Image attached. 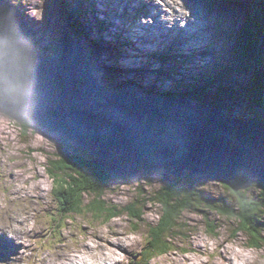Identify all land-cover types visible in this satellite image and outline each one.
Instances as JSON below:
<instances>
[{"label":"rangeland","instance_id":"1","mask_svg":"<svg viewBox=\"0 0 264 264\" xmlns=\"http://www.w3.org/2000/svg\"><path fill=\"white\" fill-rule=\"evenodd\" d=\"M5 1L14 6L30 24L33 36L38 42V49L43 55L50 57L57 55L63 45L73 43V37L79 42L81 36L73 31L69 23L78 27L82 25L81 21L85 17V26L82 29L89 34L85 38L91 43H98L100 41L96 39L100 40L106 36L101 32V27L108 26L110 21L115 24L114 20L118 19L120 25H115L111 31L115 34L111 39L117 47H111L108 52L103 49L101 55L95 56V46L90 51L89 48L85 50L91 72L104 88L121 92L131 90L133 85L139 88L138 92L143 91L146 94L156 93L155 95L167 97L166 93H171L168 97L174 96L187 102L221 108L230 118L259 120V123L264 124V92L261 93V86H264V53L254 56L249 54V59L233 56L230 59V55L234 54L230 53L234 51V43L231 45L230 37L240 38V30L243 28L250 31L253 41L259 42L260 49L264 51V9L261 8L264 0H221L219 24L224 20L226 23L224 22L219 33V42L214 39L215 30H209L204 33L208 40L197 37L195 42L196 37H188L187 40L185 35L184 43L177 44V47L176 43L166 38L163 33V42L157 43L153 54L148 55L158 57L155 62L157 70H154L155 75L151 76L142 75L137 70L143 68V63L151 60L143 62L142 56L132 57L133 52L127 54L129 46L119 45L125 40L124 30H129L130 23H133L135 28L143 27L145 31L153 34H157L156 28L159 25L166 29L167 25L159 23V20L163 19V14H172V7L168 5L172 0H155V5L152 6L154 9L148 6L150 0H133L130 4L134 8L125 0H34V5L30 4L29 0ZM138 1L145 9L142 5L137 6ZM93 2L98 6L88 7ZM113 2L121 3L118 4L122 6L121 11L113 9ZM215 5L219 6L218 2H215ZM96 10L99 11L98 14ZM140 10H144V13H141L144 14L143 21L135 22L137 18L132 14ZM72 11H76V15ZM159 11H162V15H159ZM181 12L185 16L182 8ZM127 13L128 16L125 17ZM182 20V17H176V22ZM151 21L158 24L154 22L153 25ZM167 21L171 23L169 19ZM190 22L194 24V19ZM198 22L202 26L206 25L204 18ZM152 25L156 28H151ZM189 26L191 25L188 23L187 26L183 25L184 28ZM180 40L178 38L175 42ZM209 40L218 42L219 47L209 45ZM81 43L79 42L80 45ZM178 48L185 59L179 55ZM164 52H168L171 58L160 57V61L159 56ZM191 53L195 55L193 59L187 57ZM90 54L93 58L89 57ZM201 54L205 57L203 62H200L203 56ZM255 58L260 60L259 64ZM117 60L124 64L123 72L114 67L113 63ZM187 63L196 66L193 68L194 72L180 76V73L190 72L189 68L187 71L184 67ZM214 75H220L222 78L218 76L219 80H214ZM187 85L189 87H186ZM190 90L193 92L190 93ZM252 91L260 93L252 95ZM185 93L189 94V97H185ZM21 122L0 113V219L6 218L0 223V264H36L38 258V264H45L46 261L53 263L60 254L66 256V261L71 256L75 259L81 258V261L88 259V262L93 264H101V258H106L108 263L112 264H133L129 259H137L142 252L146 254L149 232L160 223L163 208L156 200V192L159 193L161 187L174 183L175 178L184 181L188 174L183 177L170 176V180L156 175L148 180L111 173L114 180L102 198H99L100 194L97 193L85 195V211L80 214L74 211L66 212L65 205H73L74 199L63 207V198L53 189L54 178L49 175V160L65 157L70 151L74 152L75 144L47 129H35L32 125ZM23 124L30 128L26 130ZM79 148L83 151L75 149L77 153H86L87 157L91 158V153L83 147ZM51 164L53 165V162ZM69 175L77 174L69 171ZM189 177L194 181L190 187L192 190L201 191L205 200L228 210L220 211V215L205 205H201L199 210H189L186 205V211L179 216L181 227L173 230L170 235L172 237L168 240L174 250L167 256L158 254L156 258L150 259L148 264H264V249L248 246L252 242L255 243L252 245H258V240H249L248 234L238 229L245 222L243 217L241 219L235 216L239 201L249 197H262V183L256 182L238 191L211 180L197 183V175ZM73 181L75 183L76 179ZM70 185L69 183L68 190L72 192ZM239 192L241 196L237 198L236 194ZM132 205L136 207L139 219L129 215L127 207ZM16 206H19L21 211ZM108 206L116 207L122 213L110 219L108 212L101 213ZM228 213L231 214L230 217L224 215ZM239 214L240 212L237 213ZM247 214L254 215V212ZM257 219L258 231L262 232L264 238V215L260 214ZM176 222L178 223L177 220ZM171 223L169 221V224ZM212 225L214 226L211 227ZM18 243L23 245L21 251H18ZM18 255L23 256L24 261H18ZM6 260L10 262L6 263ZM60 260L63 261L61 258Z\"/></svg>","mask_w":264,"mask_h":264},{"label":"water","instance_id":"2","mask_svg":"<svg viewBox=\"0 0 264 264\" xmlns=\"http://www.w3.org/2000/svg\"><path fill=\"white\" fill-rule=\"evenodd\" d=\"M37 45L30 24L0 0V113L76 142L114 175L264 186V124L176 97L111 91L78 44L52 57Z\"/></svg>","mask_w":264,"mask_h":264},{"label":"trees","instance_id":"3","mask_svg":"<svg viewBox=\"0 0 264 264\" xmlns=\"http://www.w3.org/2000/svg\"><path fill=\"white\" fill-rule=\"evenodd\" d=\"M240 32V40L237 44L238 50L242 52L247 48L249 53H247L245 56L248 58H251V56H254V54L264 53V51L260 49L261 45H259V42L253 41L254 38L247 28H243ZM249 54L251 56H249ZM160 56L163 58L162 55ZM245 56L242 54L243 59L246 58ZM255 60L259 64L260 60L256 58ZM214 80H219L218 75H214ZM131 86L134 87L133 85ZM186 87H189V85H187ZM261 87L263 89V91H261L262 93L264 92V86ZM192 92L193 90H190V93ZM259 93V91L257 93L255 91H252V95H258ZM179 97L181 96L179 95ZM185 97H189V94L185 93ZM258 121L259 120H255L253 122ZM22 126L26 127V130L27 128H30L24 124ZM92 157V155L91 158L87 157L86 153L79 154V152L77 153V151L76 153L75 151H70L68 152V154H66L65 157H59L58 159L56 158L49 160V175L54 178L53 189L55 191L57 190V192L60 193V196L63 198V207L65 203H70L74 199L73 205H65L67 208L66 212L74 211L75 213L80 214L86 209L85 207H83L85 206V199L83 198V196H89L88 194L97 193L100 194L99 198H102L105 191L110 188V185H112V181L114 180L113 175L107 171H104L103 169H100V167L97 166L96 160ZM51 162H53V165L51 164ZM69 171L75 172L77 175H69ZM185 178L186 179L184 181H182V179L175 178L173 180L175 181L174 183H169L165 187H161L159 193L156 192L157 194H155L157 202L161 205V208H163L162 214L160 216V223L157 225V227L151 228V231L149 232L150 234L146 247L148 251L146 254L144 252L143 255H145L141 258V261H143L144 264H148L149 260L156 258L158 254H164L165 256H167L168 253H171L172 250H174L172 244L168 240L172 237L170 236L172 234V231L179 229V226L181 227L179 216L180 213L182 214L183 211H186V205L189 210H199V207L201 205H205L209 209H212V211L218 212L220 215L222 213H220V211L228 210L218 207L213 202L211 203L209 200H205L203 198L204 196H202L201 191L192 190L190 188L191 185H193V179L190 178L189 175ZM73 179H76L75 183H73ZM69 183L71 184L70 190H72V192L68 190ZM262 190L263 192L261 198L252 199L249 197L239 201L237 213L240 212V214L237 215V213L235 214L234 212L236 217H241V219L243 217V221L245 222V224H241L240 228L238 229L248 234L249 240H258V245H252L254 242L248 245L253 249H264V238H262V232L258 231V225L256 224V222H259L257 219L259 215H264V186H262ZM53 193L56 194L54 191ZM239 196H241V192L236 194L237 198ZM173 203H176L178 205H173ZM108 208L105 209V211H103L102 209V211H100L101 213L108 212L110 215V219H113L122 213V211H119V209L116 207L108 206ZM64 209L65 208H63V210ZM127 209L129 210V215L139 219L140 215L136 207L132 205L127 207ZM75 210L79 211L76 212ZM249 212H254V215L247 214ZM95 214L97 215L96 212ZM224 215L228 217L231 216L230 213ZM176 220L178 221V223L176 222ZM169 221H171L172 223L169 224ZM213 226L214 225H212L211 227ZM182 228L185 229L184 225H182Z\"/></svg>","mask_w":264,"mask_h":264},{"label":"bare ground","instance_id":"4","mask_svg":"<svg viewBox=\"0 0 264 264\" xmlns=\"http://www.w3.org/2000/svg\"><path fill=\"white\" fill-rule=\"evenodd\" d=\"M27 1V0H26ZM63 1V0H62ZM125 1H127V2H129V5H130V7H132V5L130 4V2H132L133 0H125ZM134 1H136L137 2V0H134ZM175 1H177V0H172V2H175ZM29 3L30 4H32V5H34V0H29ZM95 4V5H94ZM118 4H121V3H116V2H113V9H115V11H121V9H122V6H119ZM138 4H140V5H142L141 4V2H139L138 1ZM153 5H155V0H150V3L148 4V6H150V9H154L152 6ZM168 5H170V4H168ZM96 6H98L95 2H93V4L92 5H89L88 7H95L96 8ZM132 8H134V7H132ZM142 8L143 9H145V7L142 5ZM99 10V9H98ZM98 10H96V13L98 14ZM127 11V10H126ZM67 12H69V11H67ZM73 12V14H75L76 15V11H72ZM90 12H93V11H91L90 10ZM127 12H129V11H127ZM147 12H149V11H147ZM162 11H159V15H162V13H161ZM97 14H94V15H97ZM100 14H104V13H102V12H100ZM181 14L182 15H184L183 14V12H181ZM172 16L174 17V18H172V17H168L167 19H169L170 20V22L171 23H173L174 21H176V17H182V16H180V13L179 12H175V13H173L172 14ZM183 18V20H184V17H182ZM85 17L82 19V21H81V24L82 25H79L78 27L75 25V24H73V23H71V25H70V23H69V26L71 27V28H73V31L74 32H76L78 35H80L81 37L79 38V42H82L81 44L82 45H80L79 44V42L77 43L76 41H75V38L73 37V43H76V44H78L79 46H81L82 48H84L85 50H88L87 48H89V51L91 50V49H93V46H95V52H94V56L96 55V54H102L103 53V49H105L106 50V52H108V51H110V49H111V47H117V45H115L114 43H113V41H112V39H111V37H114V35L115 34H112L111 33V31H113L114 30V28H115V25L117 26V25H120V22H118L117 20H114V22H115V24L113 23V21H112V23H111V21H110V23H107L108 24V26H105V27H101V26H99V25H97V26H99V27H101V32L102 33H105V35L106 36H104L102 39H96V40H98V41H100V42H94V43H91L90 41H88L85 37H88L89 36V34L88 33H86V32H83V27L85 26ZM69 20V19H68ZM73 20V19H72ZM189 20L190 21H192V18L191 17H189ZM189 20H187V23L188 24H190L191 26H189L190 28L194 25L192 22H190ZM145 22V21H144ZM95 24V23H94ZM133 23H130V25L129 26H131L130 28H128L129 30L127 31V29L126 30H124V34H125V37L127 38H125V40L122 42V44L121 45H119L120 47H127V46H129V48L127 49V54H130L131 52H133V56L132 57H135V56H142L141 58H142V60H143V62H145V60H151L152 61V64L150 65V63H151V61H149V62H147V63H143L142 65V67L143 68H140V69H137V70H139L141 73H142V75L144 74H147V75H152V74H154L155 72H154V70H157V67H155L156 65V61L158 60V57L157 56H152L151 55V57H149L148 55H150V54H153V51H154V49L153 48H156V44L157 43H160V42H163V33L165 34V36H166V38H168V36H167V33H169V32H166L163 28H164V26L163 25H159L156 29H157V34H153V33H150V31H145L144 29H143V27H142V29H139L138 27H134L133 25H132ZM110 26H111V28H110ZM76 27V28H75ZM79 27H81V28H79ZM167 27H168V25H167ZM166 27V28H167ZM184 27L182 26V29H183ZM170 34V33H169ZM183 34V33H182ZM182 34H181V32L179 31V35H178V38H180V39H182ZM185 35L187 36V33H185V30H184V36L183 37H185ZM82 36H83V38H82ZM143 38H145V41H143L144 39ZM92 39V38H91ZM143 39V40H142ZM169 39V38H168ZM156 40V41H155ZM68 42V41H67ZM195 42H197V41H195ZM86 44V46L84 45V44ZM190 45H192V44H190ZM101 46L103 47V48H101ZM63 47H64V45H63ZM133 48V49H132ZM143 54V55H142ZM87 56V55H86ZM89 57H91V58H93L92 56H91V54H90V56ZM132 57H130V58H132ZM160 57L161 56H159V59H160ZM187 57L188 58H190L191 57V55L189 56V55H187ZM162 58V57H161ZM186 57L182 54V59H185ZM163 59V58H162ZM125 60H127V57H125ZM205 60V57H204V55L202 56V58L200 59V62H203ZM160 61H161V59H160ZM197 61H199V60H197ZM183 62V60L182 61H180V64ZM194 63H196V61L194 60ZM114 64V67H116L117 69H120V71L119 72H123L124 71V69L122 68L123 66H124V64L123 63H121L119 60H117L116 62H114L113 63ZM149 64V65H148ZM141 67V66H140ZM184 67L187 69V71H188V68H189V73H187V72H183L182 74L180 73V76H185V74H192L193 72H194V70H193V68L194 67H196V66H193V65H190V64H184ZM155 68V69H154ZM185 73V74H184ZM155 75V74H154ZM142 77H144V76H142ZM141 77V78H142ZM102 87H104V86H102ZM128 88V87H127ZM169 88H171V86H169ZM136 89V90H135ZM111 90V89H110ZM132 90L133 91H135V92H137V93H145V92H138V90H139V88H137V87H133L132 88ZM156 93H154V95H155ZM167 94V95H166ZM165 95L166 96H168V94H171V93H166ZM170 97H172V96H170ZM186 99V98H185ZM203 105V104H202ZM208 106H212V105H208ZM221 109V108H220ZM253 121V120H252ZM22 123V122H21ZM31 126V125H30ZM33 128H35V129H43L42 127H36V126H33ZM74 144V147H75V149L76 150H78V151H80V148H79V146L80 145H77V143L76 142H74V141H72ZM97 162V161H96ZM100 167V166H99ZM105 171V170H104ZM198 176V175H197ZM199 178H200V176H198ZM166 180L167 179H169L170 180V177L169 178H165ZM198 179V178H197ZM198 181V180H197ZM256 183V182H255ZM254 184V183H253ZM253 184H251V186L253 185ZM233 190H235V189H233ZM133 208V207H132ZM132 211H134V210H132ZM135 213V212H134ZM19 245H21V249H23V245L22 244H20V243H18ZM19 245H18V248H19ZM31 250V249H30ZM37 251L39 250V249H36ZM31 253H33V252H31ZM18 254V253H17ZM1 255V254H0ZM51 257V256H50ZM57 261L56 262H53V263H50V262H48V261H46V263L45 264H93V263H89L88 262V259L87 260H83V261H81V258H78V259H75V257H71L70 256V259L68 260V261H66L65 259H66V256L64 255V254H60V255H58L57 256ZM60 258L61 259H63V261H61L60 260ZM39 259V258H38ZM36 260L37 261V263L36 264H38L39 262H40V260ZM106 259V258H105ZM105 259H102L101 258V261H107V259L105 260ZM17 260L18 261H24V258H23V256H21V255H18V257H17ZM33 264H35V263H33ZM101 264H102V262H101Z\"/></svg>","mask_w":264,"mask_h":264}]
</instances>
